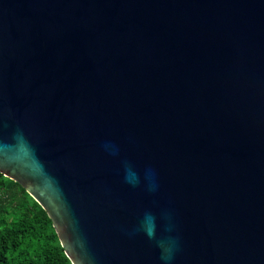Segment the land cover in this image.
Segmentation results:
<instances>
[{
    "label": "water",
    "instance_id": "95a60500",
    "mask_svg": "<svg viewBox=\"0 0 264 264\" xmlns=\"http://www.w3.org/2000/svg\"><path fill=\"white\" fill-rule=\"evenodd\" d=\"M0 173L71 264H264V0H0Z\"/></svg>",
    "mask_w": 264,
    "mask_h": 264
},
{
    "label": "trees",
    "instance_id": "16d2710c",
    "mask_svg": "<svg viewBox=\"0 0 264 264\" xmlns=\"http://www.w3.org/2000/svg\"><path fill=\"white\" fill-rule=\"evenodd\" d=\"M0 264H71L46 212L2 173Z\"/></svg>",
    "mask_w": 264,
    "mask_h": 264
}]
</instances>
